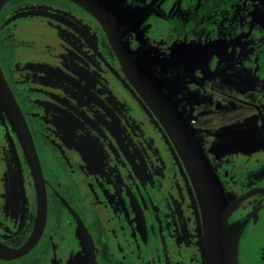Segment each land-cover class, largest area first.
<instances>
[{
    "label": "flooded vegetation",
    "instance_id": "obj_1",
    "mask_svg": "<svg viewBox=\"0 0 264 264\" xmlns=\"http://www.w3.org/2000/svg\"><path fill=\"white\" fill-rule=\"evenodd\" d=\"M94 1L215 175L231 264H264V0ZM0 76L34 158L0 100V264H207L193 180L97 16L3 1Z\"/></svg>",
    "mask_w": 264,
    "mask_h": 264
},
{
    "label": "water",
    "instance_id": "obj_2",
    "mask_svg": "<svg viewBox=\"0 0 264 264\" xmlns=\"http://www.w3.org/2000/svg\"><path fill=\"white\" fill-rule=\"evenodd\" d=\"M5 0H0V6ZM91 11L98 17L109 36L110 43L114 47L123 67L137 83V86L148 99L149 104L155 109L161 120L165 123L169 135L177 145L184 165L193 180L198 195V201L202 211L205 238V257L207 264H231L228 232L225 218L228 206L225 203L218 181L209 167L208 162L199 150V146L188 132L182 120L176 114L174 108L166 101L160 92L152 86L133 65L128 54L118 42L115 21L98 2L94 0H73ZM6 85L0 76V100L5 105L13 120L20 119L14 102L6 91ZM23 139V144L32 159V147L30 137L21 122L15 124ZM30 159V161H31ZM34 159V158H33ZM32 159V162H33ZM40 177V176H39ZM39 181V178L36 177ZM44 212V205H43ZM41 218L43 219V214ZM18 252H5L0 248V256L15 257Z\"/></svg>",
    "mask_w": 264,
    "mask_h": 264
},
{
    "label": "rangeland",
    "instance_id": "obj_3",
    "mask_svg": "<svg viewBox=\"0 0 264 264\" xmlns=\"http://www.w3.org/2000/svg\"><path fill=\"white\" fill-rule=\"evenodd\" d=\"M159 31H161V29ZM92 264H95L94 260H92Z\"/></svg>",
    "mask_w": 264,
    "mask_h": 264
}]
</instances>
